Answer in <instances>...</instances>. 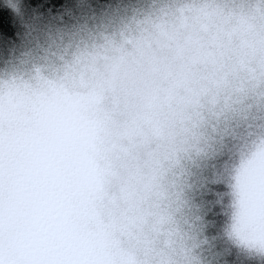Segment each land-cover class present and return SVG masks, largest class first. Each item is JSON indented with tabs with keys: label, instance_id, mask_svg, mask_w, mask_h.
<instances>
[{
	"label": "clouds",
	"instance_id": "clouds-1",
	"mask_svg": "<svg viewBox=\"0 0 264 264\" xmlns=\"http://www.w3.org/2000/svg\"><path fill=\"white\" fill-rule=\"evenodd\" d=\"M0 6V264H264V0Z\"/></svg>",
	"mask_w": 264,
	"mask_h": 264
},
{
	"label": "trees",
	"instance_id": "trees-1",
	"mask_svg": "<svg viewBox=\"0 0 264 264\" xmlns=\"http://www.w3.org/2000/svg\"><path fill=\"white\" fill-rule=\"evenodd\" d=\"M24 4L35 8L38 12L47 16L57 14L65 5L70 4L73 0H23ZM107 0H99V3H106ZM2 5V0H0ZM19 27L13 19V14L7 8L0 6V50L4 49L5 45L11 46L18 42Z\"/></svg>",
	"mask_w": 264,
	"mask_h": 264
}]
</instances>
